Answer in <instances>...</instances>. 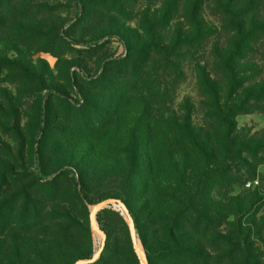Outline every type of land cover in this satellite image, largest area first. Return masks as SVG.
Wrapping results in <instances>:
<instances>
[{
  "label": "rangeland",
  "instance_id": "obj_1",
  "mask_svg": "<svg viewBox=\"0 0 264 264\" xmlns=\"http://www.w3.org/2000/svg\"><path fill=\"white\" fill-rule=\"evenodd\" d=\"M253 1L235 0L237 10ZM109 2L22 0L28 17L24 28L30 32L21 34L20 25L5 17L0 22V264L91 260L103 246L106 224L113 227L103 260L131 252L130 247L137 254L121 212L124 224L113 214L98 213L99 231L91 224V212L106 200L121 201L118 177L123 165L112 160L107 144H126L125 128L135 126L141 112L121 111L117 130L101 136L96 141L99 150L92 151L89 130L96 128L99 116L85 120L89 111H79L84 97L92 93L82 85L71 90L65 82L69 73L96 79L109 62L124 59V34L140 31L146 40L170 45L186 40L193 28L218 32L197 51L184 52L181 71L173 76L177 81L168 109L180 124L187 118L195 129L215 124V107L200 87L198 65L219 84L228 105L264 91V40L247 45L250 51L237 62V79L245 87L236 95L229 97L227 82L217 73L236 49L237 39L224 31L225 8L233 2L229 10L235 12L233 0H119L118 6ZM249 19L244 32L264 28L263 0L255 3ZM31 29L40 35L34 37ZM34 78L44 80L46 89L39 92ZM54 89L66 94L69 105L49 97ZM256 108L234 120L237 147L249 150L231 165L242 180L213 190L206 201L211 219L220 225L218 235L210 233L205 245L208 264H264V103ZM81 175L88 198L82 193ZM120 262L133 264L124 257Z\"/></svg>",
  "mask_w": 264,
  "mask_h": 264
},
{
  "label": "trees",
  "instance_id": "obj_2",
  "mask_svg": "<svg viewBox=\"0 0 264 264\" xmlns=\"http://www.w3.org/2000/svg\"><path fill=\"white\" fill-rule=\"evenodd\" d=\"M233 1L235 12L229 10L233 2L225 8L224 31L228 30V35L237 39L236 49L217 70L227 82L229 97L245 87L237 79L236 65L244 60L241 55L250 51L246 46L264 40V28L244 32L245 23L260 0L240 10ZM21 2L0 0V22L7 18L10 24L18 23L23 34L30 31L24 28L28 17ZM118 3L119 0H110L109 5L118 6ZM31 32L34 37L40 35L35 29ZM217 34V31L193 28L186 40L179 37L178 41L167 45L150 41L149 37L146 40L140 31L127 33L122 36L126 56L109 62L98 78L80 77L77 73H69L65 78L71 90L75 86L80 89L82 85L92 93L91 97H84V105L79 109L83 113L84 107L89 111L84 114L86 117L82 116L85 120L91 119L93 114L99 116L96 128L89 130L94 137L92 151L99 150L96 141L101 136L117 130L116 118L121 111L131 108L135 115L141 112L135 126L125 128L127 143L112 140L107 144V151L116 165H123L118 177L120 198L134 221L148 264L210 263V257L204 254L207 252L205 245L210 233L218 235L220 225L211 219L206 201L213 190L233 186L242 180L232 172L231 165L249 150L246 146L237 147L234 120L239 115L254 112L256 105L264 103V91L256 95L249 93L239 105H228L221 97L219 84L205 70L202 73L198 65L200 87L215 107L214 126L195 129L192 118L180 124L168 109L172 87L177 81L173 76L181 71L183 53L197 51ZM34 80L41 86L39 92L46 89L44 80ZM49 93L52 94L49 97L69 105L63 91L54 89ZM46 105L49 107V103ZM80 179L82 193L88 198L84 176ZM103 213L113 214L125 223L119 212L104 210ZM112 227L113 224H106L103 230L107 239L111 237ZM130 251L107 260L101 258L93 264H121L123 257L128 263L141 264L132 247Z\"/></svg>",
  "mask_w": 264,
  "mask_h": 264
},
{
  "label": "water",
  "instance_id": "obj_3",
  "mask_svg": "<svg viewBox=\"0 0 264 264\" xmlns=\"http://www.w3.org/2000/svg\"><path fill=\"white\" fill-rule=\"evenodd\" d=\"M110 209L119 210L118 212H121L122 216L127 221L128 225L130 227L132 240H133L134 246L136 248L138 257L141 260V264H148L145 252L143 250V246H142V252L144 254L145 263L143 262L141 253L139 252V250L137 248L136 243L139 239H138V236L136 234L135 224H134V221H133V219L129 213L128 208L125 206V204L122 201L117 200V199H109V200H106V201L98 204L91 212V224L94 227V229L96 231H99V227H98V224L96 221L98 213H100L101 211L110 210ZM105 241H106V236L104 235L103 246L94 254V256L91 260H82L76 264H93V263H96L101 258L102 254H103ZM139 242L141 243L140 240H139Z\"/></svg>",
  "mask_w": 264,
  "mask_h": 264
},
{
  "label": "bare ground",
  "instance_id": "obj_4",
  "mask_svg": "<svg viewBox=\"0 0 264 264\" xmlns=\"http://www.w3.org/2000/svg\"><path fill=\"white\" fill-rule=\"evenodd\" d=\"M100 235V234H99ZM102 236V235H101ZM100 240H102L101 238H100ZM137 248H138V250H139V252L141 253V256H142V260H143V262L145 263V258H144V254H143V252H142V247H141V245H140V242H139V240L137 241Z\"/></svg>",
  "mask_w": 264,
  "mask_h": 264
}]
</instances>
